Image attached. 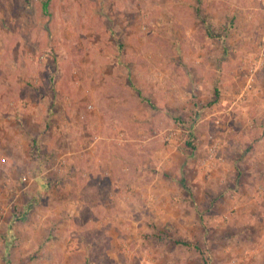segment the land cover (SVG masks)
<instances>
[{
	"label": "rangeland",
	"instance_id": "rangeland-1",
	"mask_svg": "<svg viewBox=\"0 0 264 264\" xmlns=\"http://www.w3.org/2000/svg\"><path fill=\"white\" fill-rule=\"evenodd\" d=\"M0 264H264V4L0 0Z\"/></svg>",
	"mask_w": 264,
	"mask_h": 264
},
{
	"label": "trees",
	"instance_id": "trees-1",
	"mask_svg": "<svg viewBox=\"0 0 264 264\" xmlns=\"http://www.w3.org/2000/svg\"><path fill=\"white\" fill-rule=\"evenodd\" d=\"M42 8H43V10L45 11V7H46V5H47V2L46 1H43V3H42Z\"/></svg>",
	"mask_w": 264,
	"mask_h": 264
},
{
	"label": "built area",
	"instance_id": "built-area-1",
	"mask_svg": "<svg viewBox=\"0 0 264 264\" xmlns=\"http://www.w3.org/2000/svg\"><path fill=\"white\" fill-rule=\"evenodd\" d=\"M260 2H261L262 4H264V0H260Z\"/></svg>",
	"mask_w": 264,
	"mask_h": 264
}]
</instances>
